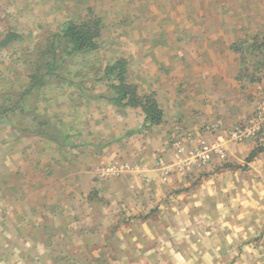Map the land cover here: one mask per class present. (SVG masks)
<instances>
[{"label": "crops", "instance_id": "0c3cea01", "mask_svg": "<svg viewBox=\"0 0 264 264\" xmlns=\"http://www.w3.org/2000/svg\"><path fill=\"white\" fill-rule=\"evenodd\" d=\"M81 18L98 48L63 71L90 67L9 110L36 37ZM263 103L264 0H0V264H264V137L234 135Z\"/></svg>", "mask_w": 264, "mask_h": 264}, {"label": "trees", "instance_id": "16d2710c", "mask_svg": "<svg viewBox=\"0 0 264 264\" xmlns=\"http://www.w3.org/2000/svg\"><path fill=\"white\" fill-rule=\"evenodd\" d=\"M100 35V22L97 19H88L86 21L71 23L63 33H56L52 37V45L41 52L40 57L36 61V67L31 74L30 82L25 91L20 93V98L9 109L14 111L20 108L23 113H31L22 103L27 95H30L34 90L44 86L52 79L56 81L62 79V71L66 63V59L76 53L90 52L98 48V37ZM119 66H108L105 75L110 77L116 68ZM121 74V73H120ZM122 89V90H121ZM133 90V91H132ZM135 90L122 85L118 92L117 99L112 101L121 105L122 101L128 98V94H132L128 100L133 105L142 106L143 110L148 114L152 122H159L161 119V110L158 108L156 99L153 95L138 97ZM9 98V97H7ZM38 124H46V117L38 119ZM26 131H32L31 128H26ZM264 149V143L256 148V152Z\"/></svg>", "mask_w": 264, "mask_h": 264}, {"label": "rangeland", "instance_id": "374dc122", "mask_svg": "<svg viewBox=\"0 0 264 264\" xmlns=\"http://www.w3.org/2000/svg\"><path fill=\"white\" fill-rule=\"evenodd\" d=\"M109 10H106L105 11V15L107 16L109 14ZM91 18L93 17H96L94 15H90ZM107 20H109L108 17H106ZM39 20V19H38ZM84 19H80L79 21L75 20V21H72V23H77V22H81L83 21ZM36 21V20H35ZM33 22V21H32ZM100 22V20H99ZM112 22H109V25L111 24ZM114 23H112L113 25ZM49 25L53 28H58L57 25L55 24H51L49 23ZM49 26V27H50ZM24 28V27H23ZM27 28H24L23 29V33L24 31L26 30ZM101 29V28H100ZM57 32H63V29H61L60 31H57ZM56 33V32H55ZM51 33H47V32H42L39 34L38 37H36V40H38L40 43L38 45H36L34 48H32V51H30L27 55L24 56V63L20 65H16V69H15V73H17L18 75L19 74H29L31 75L33 73V71L35 70V67H36V64H37V60L38 58L40 57V54L42 51H44L47 46L49 45L50 41H51ZM68 62V61H67ZM91 63V60L89 59V57H81V55L79 57H77V59H73L71 60V63H70V68H68V63L66 64V67H65V71L69 72L68 70L66 69H72V66H75L78 70L79 69H88L91 65L89 64ZM63 71V72H65ZM24 83V80H20ZM20 83V82H19ZM18 83H16V86H17ZM15 86V83L12 84V87L14 89ZM36 94V93H35ZM18 97H15L13 99L12 102L15 103L16 99ZM39 98V97H38ZM40 100V98H39ZM39 100H37V95H35L34 97H29L28 99L26 98L25 101L22 103L23 106H25L29 111H33L34 108H36L38 106V103L40 102ZM41 109V108H40ZM40 112V111H39ZM41 113V112H40Z\"/></svg>", "mask_w": 264, "mask_h": 264}, {"label": "built area", "instance_id": "2783aa9c", "mask_svg": "<svg viewBox=\"0 0 264 264\" xmlns=\"http://www.w3.org/2000/svg\"><path fill=\"white\" fill-rule=\"evenodd\" d=\"M234 135L238 139L264 137V103L257 109L253 118L245 121L234 129ZM216 151L222 153L220 147ZM193 155L201 164L207 163L212 158V150L208 146H203L199 149H195Z\"/></svg>", "mask_w": 264, "mask_h": 264}]
</instances>
